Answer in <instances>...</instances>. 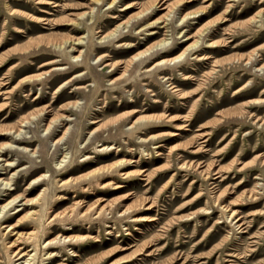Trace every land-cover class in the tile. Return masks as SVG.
Returning a JSON list of instances; mask_svg holds the SVG:
<instances>
[{
	"label": "rangeland",
	"instance_id": "obj_1",
	"mask_svg": "<svg viewBox=\"0 0 264 264\" xmlns=\"http://www.w3.org/2000/svg\"><path fill=\"white\" fill-rule=\"evenodd\" d=\"M111 1L0 0V178L12 187L0 184V205L21 196L0 217V264H9L13 234L34 228L37 264H264V0ZM168 6L173 42L115 79L165 36L162 23L146 25ZM202 8L197 22L173 24ZM204 25L200 41L214 46L199 42L192 54L151 69ZM179 29L191 38L177 43ZM114 61L122 63L110 71ZM136 117L143 120L130 127ZM211 162L214 188L204 174ZM42 189L34 205H20ZM223 190L214 201L212 191ZM229 203L244 232L216 223ZM207 207L211 214L201 211ZM32 209L40 223L26 215ZM58 237L72 240L43 247ZM49 252L58 255L43 259Z\"/></svg>",
	"mask_w": 264,
	"mask_h": 264
},
{
	"label": "bare ground",
	"instance_id": "obj_2",
	"mask_svg": "<svg viewBox=\"0 0 264 264\" xmlns=\"http://www.w3.org/2000/svg\"><path fill=\"white\" fill-rule=\"evenodd\" d=\"M95 1H98V0H95ZM113 0L109 3V4H112ZM158 2L159 1H154L152 4H150L148 7L146 8H142L136 16H142L144 15L148 9H152V8H155L157 7L158 5ZM164 2L162 1L159 5L161 6V4H163ZM132 4L131 3H128L126 4L125 8H128L130 7ZM159 7V6H158ZM167 6L165 5H162L161 8H166ZM169 8V6H168ZM227 9V8H226ZM205 9H200V10H195V11H191V12H186L182 15H178L176 17V19L173 21V24L174 25H180L181 23H183L184 21H186V19H191L192 22H197V20L199 19L200 15L204 12ZM167 11V10H166ZM175 11V10H174ZM174 14V12L172 11V7L169 8L168 12L163 15L161 18H158L156 19L155 21H153L151 24H148L146 25L147 27L148 26H152L153 24L155 23H162V25H159L158 27H163L165 28V36L161 39H159L158 41L148 45V47H146L144 50L134 54L131 58H129L126 62H125V66L121 72V74L116 77L115 79H118V78H121L124 73L130 68V70L132 71L133 69V66L134 64L136 63H142V60L141 58H144V57H147V56H150L151 54H153L154 52H158V51H162V50H165L168 46H170V44L173 42L172 41V36L169 34V32L171 31V26H169V22L170 19H168V17H170L172 14ZM176 13V12H175ZM129 21H126V22H121V25L118 24L116 27H114L112 30H110L109 32L105 33L100 39H108L109 37H113L114 34L119 31L120 29H123V27L127 26ZM263 22H264V18H263ZM181 29V28H180ZM178 30L175 32V37L178 38L177 40V43H182L184 41H186L187 39L191 38V36L189 34H187V30L186 29H182V30ZM209 27L207 25H204L202 26L199 30H197V32L195 33V38L193 39L192 42L188 43L185 45V47L183 48V50L177 54L176 56H173V57H170V58H166V59H161L159 61H157L153 67H151V69H154L156 66H159L161 64H166V63H174L176 61H179L180 58H183L185 57L186 55L189 54V52H191V54L193 53V51L198 47L199 45V42H202L203 43V46L205 47H210V46H214L215 44L212 42V41H209L208 39H205L203 41H200L201 40V37L202 35H205L208 33L209 31ZM157 31L156 30H149L147 32L148 35H153L155 34ZM171 33V32H170ZM205 38V37H204ZM80 39L81 38H77L76 39V43H79L80 42ZM74 42V41H73ZM73 44V43H72ZM74 58H77L78 56H73ZM103 57V54L101 56H99V59H102ZM197 60L199 59H208V56H201V57H197L196 58ZM134 60H137L136 62H132ZM122 62H112L110 63V71H114L116 68H117V65H120ZM132 63V64H131ZM246 63H250L249 60L246 61ZM131 64V66H129ZM149 70V69H148ZM147 70V71H148ZM257 71V68L255 69ZM79 74L75 75V76H78ZM189 76H184L183 79H188ZM68 80L64 81L63 83H61L58 88L62 87L64 83H66ZM115 81H113L114 83ZM57 88V89H58ZM169 89H171L172 91L174 92H177L178 93V90L176 88L175 85H172V83H169ZM135 111V109L133 110ZM36 114H30L28 116H24L20 119L19 121V124H18V127L15 128L13 130V133H15L16 135H19L21 133V128L25 127L27 123L30 122V120L32 118L35 117ZM61 118H65L66 120L68 118H66V116H61ZM59 118L57 119H53V120H50L49 123L47 124L46 128L45 129H48L50 123H53V121H57ZM143 120L142 117L138 118L136 117L132 124L130 125V127L133 126L134 123H137V122H141ZM182 128V127H181ZM177 129H180L177 127ZM95 130H93L94 132ZM2 133V131H0ZM178 134L177 132H172L171 135H176ZM60 139H58L56 142H59ZM4 145V144H3ZM8 146H10V143L9 144H6ZM110 147V146H109ZM2 148V147H1ZM9 148V147H8ZM107 147H102V149H106ZM157 154H160L159 152H157ZM65 159V156H63V158L57 163L58 165H61V162H63ZM6 165H11V163H8ZM5 165V166H6ZM15 166V165H14ZM59 167V166H58ZM12 168V167H11ZM212 168V162L209 163L206 168L204 169V174L206 175V177H208L209 179V184L211 185L212 188H214L216 186V183L214 180L212 179H215L217 178L219 175H218V171L217 172H211L212 174H215L214 176L210 177V169ZM241 169V167L238 169V171ZM203 172V171H202ZM217 173V174H216ZM13 175V173H12ZM43 175V174H41ZM256 177V176H254ZM244 180H239L237 182V184H240L242 183ZM38 182V177L37 178H34L32 179L27 187H32L34 186L36 183ZM0 184L3 185V188L8 190V189H11V184L8 182V181H4L0 178ZM57 184V183H56ZM37 186V185H36ZM117 187V186H116ZM209 187V186H208ZM4 191V190H3ZM45 192L44 189H42V191L40 193L37 194V196H35L34 198L32 199H29V200H24L21 204H30V205H34L33 203L35 201H37L39 199V197H41V195ZM224 193V190L221 191L220 193L218 194H215V192L212 191V199L215 201L218 197H222V194ZM199 194H196V197L198 196ZM18 197H21L19 195H16L15 197L11 198L10 200H8L6 203H4L3 205H0V217L3 215V213H5L6 211H8V209L10 208V206L15 203V201L17 200ZM17 201H20V200H17ZM59 201V200H58ZM18 203V202H17ZM213 203V202H212ZM17 205L19 204H13V209L14 207H16ZM232 205H235V203H229V205H222L220 206L219 208L221 209L222 211V214H221V218L222 220H217L216 223H220V222H223L225 221L227 226L229 227V230L232 232V231H238V232H244V230H242L241 228V225L243 224V222H239L241 219H243V216L239 215V212L236 210V209H232ZM145 208H149L148 207H145ZM20 209V208H19ZM101 209V208H100ZM16 211V210H15ZM105 211V210H104ZM201 211H203V214H211L213 211L210 210V208H202ZM26 214V213H25ZM12 215V214H11ZM26 215H29L31 217V219L33 220H36V223H40L39 220L41 218V216L39 215V209H32L30 210L29 212H27ZM8 217V216H7ZM28 217V216H27ZM26 217V218H27ZM23 218H24V215H23ZM142 219H148V220H151L153 218H136L134 219V221H138V220H142ZM18 220V219H17ZM20 221V220H19ZM52 221V219L50 218L48 221L46 220V224H50ZM16 224V223H15ZM44 224V221L43 223ZM41 224V225H42ZM12 228V227H11ZM6 229V228H5ZM35 229L34 230H29V231H26V232H23V233H14L13 235L14 238L11 242H9L8 245H6L5 247L7 248L8 246H13L10 250H9V254H8V259H9V264H14V262H17L16 264H37V257H36V254H37V251H38V247L40 244L37 243V242H31V241H34V238L36 236L35 234ZM12 230H9V232H11ZM237 232V233H238ZM61 236V235H60ZM255 236H250V238H254ZM65 238H66V241H71L72 238H69V237H58L57 239L52 240H48V241H44L42 242L43 244V247L44 248H48L51 244H63L64 241H65ZM224 243H226L228 241V238L227 236H225L222 240ZM30 243L32 245L31 248H28L27 246L30 245L28 244ZM41 246V245H40ZM254 249H252L253 251ZM32 251V253H31ZM70 256H74L75 254L72 253V251L70 252ZM58 255V253H47L46 256L43 258V259H53L54 257H56ZM227 256L229 257H236L237 255L234 254V253H227L226 254ZM40 260V262H42V260ZM241 259V258H240ZM224 261L226 262V264H236L233 262V259L231 258H226L224 259Z\"/></svg>",
	"mask_w": 264,
	"mask_h": 264
}]
</instances>
